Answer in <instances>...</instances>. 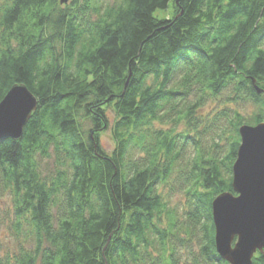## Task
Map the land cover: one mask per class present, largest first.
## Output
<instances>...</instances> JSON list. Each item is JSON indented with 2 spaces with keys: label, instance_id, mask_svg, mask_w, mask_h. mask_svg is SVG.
<instances>
[{
  "label": "trees",
  "instance_id": "obj_1",
  "mask_svg": "<svg viewBox=\"0 0 264 264\" xmlns=\"http://www.w3.org/2000/svg\"><path fill=\"white\" fill-rule=\"evenodd\" d=\"M61 3L0 0V102L17 84L38 102L21 139H0V264H230L212 202L235 194L239 128L264 122V0ZM8 195L32 240L13 252Z\"/></svg>",
  "mask_w": 264,
  "mask_h": 264
},
{
  "label": "water",
  "instance_id": "obj_2",
  "mask_svg": "<svg viewBox=\"0 0 264 264\" xmlns=\"http://www.w3.org/2000/svg\"><path fill=\"white\" fill-rule=\"evenodd\" d=\"M37 103L27 86H13L0 102V139H21ZM240 135L233 165L235 194L222 193L212 202L215 245L230 264H253L256 253L264 251V123L244 125Z\"/></svg>",
  "mask_w": 264,
  "mask_h": 264
},
{
  "label": "rangeland",
  "instance_id": "obj_3",
  "mask_svg": "<svg viewBox=\"0 0 264 264\" xmlns=\"http://www.w3.org/2000/svg\"><path fill=\"white\" fill-rule=\"evenodd\" d=\"M174 13H175V10L173 8V4H171L169 9L167 10L156 11L155 16L159 18L172 17ZM227 105L237 109L247 119H249L252 113L256 111V107L250 103L238 104V105L229 103ZM225 106L226 105L221 104L218 100L209 101L204 107H202L199 110V113L205 115V117L207 118V117L212 116L214 113H216L218 110L222 109ZM108 113L113 122L114 113L111 110H109ZM101 142L108 152H111L114 149L115 142L112 139L111 130L108 129L101 133ZM161 189L167 196L170 194L169 198H170L171 204L174 207L183 205V202L185 200L184 194H180V193H177V194L169 193L168 194L169 188H167L166 186H162ZM2 209L4 211V215L7 221L4 227L2 228V240H3L4 248L13 252L19 248L20 244L30 246L31 245L30 241L32 240L29 239L28 237V234H27L28 231L16 232L13 228H11L12 221L15 219L11 196L8 195L3 199ZM258 253H260V251H258L256 254Z\"/></svg>",
  "mask_w": 264,
  "mask_h": 264
},
{
  "label": "bare ground",
  "instance_id": "obj_4",
  "mask_svg": "<svg viewBox=\"0 0 264 264\" xmlns=\"http://www.w3.org/2000/svg\"><path fill=\"white\" fill-rule=\"evenodd\" d=\"M262 123H264V122H262ZM258 124H261V123H258ZM258 124H256V125H250V126H257ZM244 125H249V124H244ZM244 125H242V126H244ZM241 126V127H242ZM239 134H240V128H239ZM240 138H241V135H240ZM240 145H241V143H240ZM236 242V240L234 241V243ZM229 263V262H228Z\"/></svg>",
  "mask_w": 264,
  "mask_h": 264
}]
</instances>
